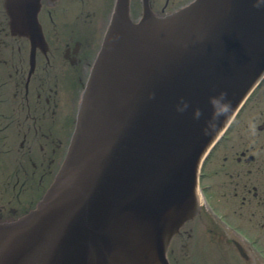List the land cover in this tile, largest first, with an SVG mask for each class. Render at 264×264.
I'll use <instances>...</instances> for the list:
<instances>
[{
	"label": "water",
	"instance_id": "water-1",
	"mask_svg": "<svg viewBox=\"0 0 264 264\" xmlns=\"http://www.w3.org/2000/svg\"><path fill=\"white\" fill-rule=\"evenodd\" d=\"M2 1L11 31L42 45V0ZM130 3L114 2L52 183L0 223V264H170L172 238L198 212L201 163L264 77V3L190 0L157 13L141 0L137 20ZM221 92L231 114L205 134L193 110L210 116Z\"/></svg>",
	"mask_w": 264,
	"mask_h": 264
},
{
	"label": "flooded vegetation",
	"instance_id": "flooded-vegetation-1",
	"mask_svg": "<svg viewBox=\"0 0 264 264\" xmlns=\"http://www.w3.org/2000/svg\"><path fill=\"white\" fill-rule=\"evenodd\" d=\"M113 3L42 0L38 20L45 42L33 46L11 31L0 0V223L34 209L59 170ZM247 102L202 164L201 203L171 240L170 264L201 238L220 251L234 249L243 264H264V104L255 109ZM233 229H243L244 242L231 238Z\"/></svg>",
	"mask_w": 264,
	"mask_h": 264
},
{
	"label": "rangeland",
	"instance_id": "rangeland-1",
	"mask_svg": "<svg viewBox=\"0 0 264 264\" xmlns=\"http://www.w3.org/2000/svg\"><path fill=\"white\" fill-rule=\"evenodd\" d=\"M165 0H153L155 5L161 6ZM182 1L180 0H173L172 4H169L170 8H175L181 4ZM156 6V5H155ZM66 20L69 21V17H64ZM98 22H102L103 19L101 17H97ZM264 86L261 88H257L254 94L251 96L247 105L249 106H262L264 104ZM224 151H220L219 157L221 158ZM237 217V216H236ZM241 220V221H240ZM241 225L244 224L243 215H240L238 220ZM235 232H231V238L236 237L240 241L244 242L245 234L243 229H233ZM225 248V246H224ZM223 248V249H224ZM226 251L221 250L220 247L216 244L209 243L205 238H201L200 240H193L189 246V252H176V258H179L178 264H224V258L229 260L232 264H243V260L240 258L239 253L236 252L234 249H229L228 247L225 248ZM186 257L184 260L183 258Z\"/></svg>",
	"mask_w": 264,
	"mask_h": 264
},
{
	"label": "clouds",
	"instance_id": "clouds-1",
	"mask_svg": "<svg viewBox=\"0 0 264 264\" xmlns=\"http://www.w3.org/2000/svg\"><path fill=\"white\" fill-rule=\"evenodd\" d=\"M260 2L264 3V0H260ZM209 104L211 105L210 116H205L202 109H196L193 110V118L197 121L203 120V130L205 134L211 135L222 124V122L230 116L232 102L228 99L226 92H221L214 97H210ZM188 108V103L184 102L183 105L177 107V111L183 113L187 111Z\"/></svg>",
	"mask_w": 264,
	"mask_h": 264
}]
</instances>
